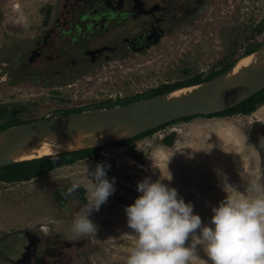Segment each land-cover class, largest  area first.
Returning <instances> with one entry per match:
<instances>
[{
    "label": "rangeland",
    "instance_id": "rangeland-1",
    "mask_svg": "<svg viewBox=\"0 0 264 264\" xmlns=\"http://www.w3.org/2000/svg\"><path fill=\"white\" fill-rule=\"evenodd\" d=\"M73 1L0 0V123L140 100L164 84L206 76L220 62L264 42V28L257 32L264 25V0H145L147 7L160 3L166 10L126 17L107 32L76 43L69 33L59 35L69 25L65 5ZM126 2L124 8L133 5ZM149 24L158 29L155 39L142 49L128 48L127 39ZM41 39L57 45L42 49ZM262 105L249 114L192 116L126 145L100 149L98 156L111 165L115 191L91 213L97 230L88 236L74 234L71 224L89 194L79 188L69 198L59 195L75 179L87 182L85 169L95 167L94 157L31 179L0 181V236L12 234L0 237V264H13L3 255L16 257L22 251L26 239L18 232L24 229L52 232L53 241L65 245L66 256L53 264H125L135 242L125 206L140 194L137 182L146 176L154 180L171 174L164 182L209 223L212 206L226 190H243L249 178L264 182ZM172 133L168 144L164 138ZM189 264H210L203 246L194 250Z\"/></svg>",
    "mask_w": 264,
    "mask_h": 264
},
{
    "label": "clouds",
    "instance_id": "clouds-1",
    "mask_svg": "<svg viewBox=\"0 0 264 264\" xmlns=\"http://www.w3.org/2000/svg\"><path fill=\"white\" fill-rule=\"evenodd\" d=\"M48 136L56 141L54 134ZM110 166L107 161L97 162L94 168L87 165V182L75 179L62 193L69 198L83 188L89 194L73 215L71 230L77 236L97 230L91 213L115 191V177L107 175ZM164 178L170 181L172 176L139 180L140 194L125 206L135 237L125 264H189L198 246H203L210 264H264V182L249 178L243 190L225 189L227 195L212 206L210 222L203 223L193 203Z\"/></svg>",
    "mask_w": 264,
    "mask_h": 264
},
{
    "label": "water",
    "instance_id": "water-1",
    "mask_svg": "<svg viewBox=\"0 0 264 264\" xmlns=\"http://www.w3.org/2000/svg\"><path fill=\"white\" fill-rule=\"evenodd\" d=\"M249 56H252L249 65L230 74L240 59ZM185 87L194 88L181 95H174L176 90ZM263 88L264 42L255 51L241 56L227 70L211 79L120 105L43 117L1 130L0 135L18 128L22 132L13 142L0 148V167L47 155L118 143L176 119L222 112L237 106ZM105 129H115L127 135L116 138L99 137L96 144L76 150L33 155L38 143L53 132L96 134Z\"/></svg>",
    "mask_w": 264,
    "mask_h": 264
},
{
    "label": "flooded vegetation",
    "instance_id": "flooded-vegetation-1",
    "mask_svg": "<svg viewBox=\"0 0 264 264\" xmlns=\"http://www.w3.org/2000/svg\"><path fill=\"white\" fill-rule=\"evenodd\" d=\"M126 1H133V5L130 8H124ZM162 1L165 2V0ZM65 7L66 11H63V16L69 25L60 28L59 35H61V38H67L69 33L73 36L74 43L84 39H86L84 42L91 40L96 35L107 32L111 27L113 28V25L123 22L126 17H139L154 10L161 12L162 15V11L166 10V7L160 3L156 7L153 5L154 9L147 7L145 0H75L67 3ZM67 13H70V19L66 18ZM65 28H68V30L65 31ZM157 33L158 29L149 24L148 27H145L135 36L136 38H128L127 46L132 49H142L155 39ZM38 41L39 47L42 49L57 45V42L48 41V39ZM59 196L65 199L62 194ZM42 228L45 229L46 227L43 226ZM18 233L25 237L26 244L23 245L22 251L16 257L4 254L3 259L6 261L13 264H53L60 262L66 256L65 245H57L52 239V232L46 234V231L33 232L24 229ZM11 236L12 234L2 233L0 237L6 239ZM65 244L70 245L68 242H65ZM0 252L4 253V250L0 249ZM17 252H19V249H17Z\"/></svg>",
    "mask_w": 264,
    "mask_h": 264
},
{
    "label": "trees",
    "instance_id": "trees-1",
    "mask_svg": "<svg viewBox=\"0 0 264 264\" xmlns=\"http://www.w3.org/2000/svg\"><path fill=\"white\" fill-rule=\"evenodd\" d=\"M263 28H264V25L258 26L257 32L263 31ZM262 43L263 42L254 43L252 46H250L246 50V54H249V53H252L253 51H255ZM237 60H238V58L226 59L225 61L220 62V65H221L220 68L213 70L211 73L207 74L206 76H203V74L200 73V74H197L196 76H194L193 78H191L190 80H188L187 82H178V83H171V84L167 83L161 87L155 88L153 90L152 94L146 95V96H151L154 94H160V93L172 90L174 88H177V87H180L183 85L199 83L201 81L211 79V78L219 75L220 73L224 72L225 70H227ZM132 100H135V99H132ZM132 100H128L126 102H130ZM262 103H264V88L262 90H260L259 92H257L256 94H254L253 96H251L250 98L244 100L243 102H241L237 106L231 107V108L224 110L222 112H218L215 114H209L208 116H224V115H233V114H239V113L249 114V113L253 112L254 110H256L258 105L262 104ZM112 105H115V104H112ZM84 109L85 108L80 107V108H76V109H72V110H67L65 113L82 111ZM3 110L4 109H2L1 111L3 112ZM1 111H0V113H1ZM1 115H3V114H1ZM3 116H8V114L7 115L4 114ZM190 118H192V116L176 119L172 122H169V123L162 125V126H159L157 128L149 129L146 132L141 133V134H139V135H137V136H135L129 140L120 141L117 144L118 145H126L129 141L150 135V134L154 133L155 131H157L158 129L165 127L168 124L175 123V122L180 121V120H188ZM21 123H22V120H12V119L10 120V118H9L6 122L0 123V131L4 130L6 128H9L11 126H14V125L21 124ZM173 136H174L173 133L166 136L164 138V141H167V143L170 144ZM109 145H111V144H106V145L97 146V147H91V148H87V149H83V150L69 151V152H64V153H60V154H56V155H47V156H44L41 158H34V159L27 160L24 162L2 166V167H0V181L16 182V181L31 179V178L37 177V176L46 175L50 171H52L53 169H55L59 166L72 164V163L76 162L77 160L85 158V157H94L98 162L105 161L104 159H102L98 156V152L100 149L107 147ZM107 175L110 179L113 177V175L108 171V169H107Z\"/></svg>",
    "mask_w": 264,
    "mask_h": 264
},
{
    "label": "bare ground",
    "instance_id": "bare-ground-1",
    "mask_svg": "<svg viewBox=\"0 0 264 264\" xmlns=\"http://www.w3.org/2000/svg\"><path fill=\"white\" fill-rule=\"evenodd\" d=\"M251 61H252V56L240 59L237 62L236 66L232 69L230 74H234L242 70L245 66L249 65ZM193 88L194 87H185L178 89L174 92V95H181L183 93L192 90ZM262 104L258 106L260 109L263 107ZM21 132L22 129L18 128L1 134L0 148L13 142ZM51 134H54L56 141L52 140L50 137H46L42 139L34 150L33 153L34 156H42V155L58 153L66 150H76L83 147L92 146L96 144V141L98 140L99 137L116 138V137H124L127 135L115 129H105L103 132L96 134H91L86 132H68V131H57Z\"/></svg>",
    "mask_w": 264,
    "mask_h": 264
}]
</instances>
